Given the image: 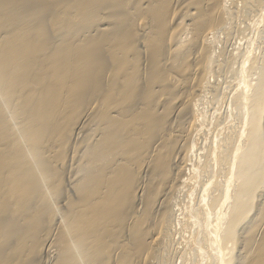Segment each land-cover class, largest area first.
I'll list each match as a JSON object with an SVG mask.
<instances>
[{"label": "bare ground", "instance_id": "bare-ground-1", "mask_svg": "<svg viewBox=\"0 0 264 264\" xmlns=\"http://www.w3.org/2000/svg\"><path fill=\"white\" fill-rule=\"evenodd\" d=\"M182 255L264 264V0H0V264Z\"/></svg>", "mask_w": 264, "mask_h": 264}, {"label": "rangeland", "instance_id": "rangeland-1", "mask_svg": "<svg viewBox=\"0 0 264 264\" xmlns=\"http://www.w3.org/2000/svg\"><path fill=\"white\" fill-rule=\"evenodd\" d=\"M242 42H243V43H241V44H242L243 46L241 45L242 47L240 46L241 48H240L239 50H240L241 54H242L243 51H244V53H243L242 56H244L243 59H246V58L249 56V55H248L249 52H247V51H248V49H249V45H250V44L247 43V42L244 41V40H243ZM248 44H249V45H248ZM253 46H254V45L251 46L252 52H254V51L256 50L255 48H254L255 50L252 48ZM243 47H244L245 50L243 49ZM242 50H243V51H242ZM246 50H247V51H246ZM256 52H257V50H256ZM256 52H254V53H256ZM245 53H246V55H245ZM247 59H248V58H247ZM244 61H246V60H244ZM244 63H245V62H244ZM246 63H247V61H246ZM245 65H246V64H245ZM234 67H235V69H236V68L239 69L240 65H238V63H237ZM246 73H247V72H245L244 75H243V79H244V80H246V78H245ZM219 77H220V76H219ZM219 77L216 78L215 83L218 82V80H219L218 85H219V84H222V85H220L221 87H222V86L224 87V81H225V84L229 82L228 80L233 81V80H232L233 78H231V77H227V76H225V75H221V77H220V78H219ZM217 79H218V80H217ZM212 80L214 81V78H212ZM220 80H221L222 82H221ZM227 81H228V82H227ZM231 81H230V84L228 83L229 86H226V85H225V87L223 88V89L225 90V92L227 93V94H226V93L224 92L227 96L222 95L221 98H223V96H224L223 100H222L221 98H219V97L216 98L217 101L220 99L219 102H218L217 104L214 103L215 101H213V100H212V101H209V104H208V109H209V108H212V107H209L211 104H212V105H213V104L216 105V106L213 105V106L215 107V109H214V107H213L212 109H210V111H212V110H216V111H212V112H214V113L217 112L215 115L220 117V118L218 117V119H223V118L225 117V115H226L225 112L228 113L227 116L230 118V121H229V119H227L229 123H228V122H225L227 126H229L228 124H233V125H230V126H234V125H235V123H234L235 121H234L233 119H231V118L233 117V116H231V115L233 114L234 116H237V115H238V112H239V110H240V109H239L238 112H237V108H235V107L232 105V102H231V104H230V101H231V100H229V99H231V98H230V97H231V93H232V91H233V87H234V85L236 84L234 81H233V82H234L235 84H234L233 82L231 83ZM220 82H221V83H220ZM228 84H227V85H228ZM232 86H233V87H232ZM221 87H220V90L222 89ZM238 89H239V88H237V90H238ZM237 90H236V92H237ZM230 92H231V93H230ZM208 97H209V96H208ZM225 97H226V98H225ZM227 97H228V98H227ZM210 98H211V97H210ZM213 99H214V98H213ZM214 100H215V99H214ZM221 100H222V101H221ZM226 100H227V101H226ZM211 102H213V103H211ZM221 102H222V103H221ZM220 103H221V104H220ZM218 104H219V105H218ZM229 104H230L231 106H230ZM212 105H211V106H212ZM218 106H219V107H218ZM227 106H228V107H227ZM229 106H230V107H229ZM225 107H226V108H225ZM216 108H217V109H216ZM218 108H219V109H218ZM229 109H230V110H229ZM218 110H219V111H218ZM228 110H229V111H228ZM206 111H207V113H208V115L205 114V115H206V118L209 119V118L213 115V113L210 112V111H208V110H206ZM219 112H220V115H221V116L219 115ZM222 112H223V113H222ZM229 112H230V114H229ZM211 113H212V114H211ZM210 114H211V116H210ZM217 114H218V115H217ZM223 114H224V116H222ZM208 116H209V118H208ZM221 117H222V118H221ZM227 120H226V121H227ZM232 120H233V121H232ZM227 123H228V124H227ZM226 125L224 124L222 127L224 128V126H226ZM203 128H204V127H203ZM201 136H203L202 133H201ZM199 141H200V140H199ZM195 200L197 201L198 199H195ZM184 203H185V202H184ZM184 203H183V204H184ZM194 203H195V202H194ZM194 203H193V204H194ZM171 236H172V235H171ZM175 236H176V235L174 234L171 238H173V237H175ZM174 243H175V242H174ZM183 256H184V255H182V258H181V264H183L186 260L188 261V259H189V258H187V259L185 260V257H184V260H185V261L183 262ZM185 256H186V255H185ZM187 257H188V256H187ZM151 263H152V262H151ZM151 263H150V264H151ZM187 263H188V264H191V261L186 262L185 264H187ZM193 263H194V261H193ZM193 263H192V264H193Z\"/></svg>", "mask_w": 264, "mask_h": 264}]
</instances>
